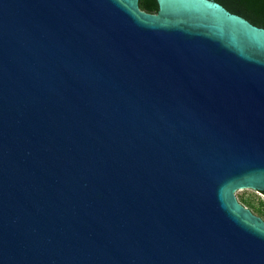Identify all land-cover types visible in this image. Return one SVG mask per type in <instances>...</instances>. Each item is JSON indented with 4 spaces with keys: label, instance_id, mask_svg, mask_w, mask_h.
I'll use <instances>...</instances> for the list:
<instances>
[{
    "label": "water",
    "instance_id": "1",
    "mask_svg": "<svg viewBox=\"0 0 264 264\" xmlns=\"http://www.w3.org/2000/svg\"><path fill=\"white\" fill-rule=\"evenodd\" d=\"M157 3L0 0V264H264V27Z\"/></svg>",
    "mask_w": 264,
    "mask_h": 264
},
{
    "label": "trees",
    "instance_id": "2",
    "mask_svg": "<svg viewBox=\"0 0 264 264\" xmlns=\"http://www.w3.org/2000/svg\"><path fill=\"white\" fill-rule=\"evenodd\" d=\"M233 13L247 18L253 24L264 27V0H217ZM141 9L156 13L159 9L157 0H139ZM242 202L256 213L264 216V200L257 204L252 199L244 198Z\"/></svg>",
    "mask_w": 264,
    "mask_h": 264
},
{
    "label": "rangeland",
    "instance_id": "3",
    "mask_svg": "<svg viewBox=\"0 0 264 264\" xmlns=\"http://www.w3.org/2000/svg\"><path fill=\"white\" fill-rule=\"evenodd\" d=\"M236 195H237V198L238 200L242 202V200L244 198H249V199H252L254 201L255 204H257L260 200H264V195L260 192H257L255 190H252V189H241V190H238L236 192ZM244 204V203H243ZM245 205V204H244ZM247 206L248 208H250L248 205H245ZM251 209V208H250ZM255 214L261 216L263 219H264V216L263 215H260L259 213H256L253 209H251Z\"/></svg>",
    "mask_w": 264,
    "mask_h": 264
},
{
    "label": "flooded vegetation",
    "instance_id": "4",
    "mask_svg": "<svg viewBox=\"0 0 264 264\" xmlns=\"http://www.w3.org/2000/svg\"><path fill=\"white\" fill-rule=\"evenodd\" d=\"M140 4V3H139ZM258 192V191H257Z\"/></svg>",
    "mask_w": 264,
    "mask_h": 264
}]
</instances>
